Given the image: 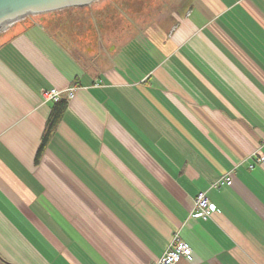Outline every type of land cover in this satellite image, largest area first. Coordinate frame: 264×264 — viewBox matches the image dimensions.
I'll return each instance as SVG.
<instances>
[{"label": "crops", "instance_id": "obj_1", "mask_svg": "<svg viewBox=\"0 0 264 264\" xmlns=\"http://www.w3.org/2000/svg\"><path fill=\"white\" fill-rule=\"evenodd\" d=\"M178 15L86 60L43 24L0 32V264H157L174 235L177 264H264V0Z\"/></svg>", "mask_w": 264, "mask_h": 264}, {"label": "rangeland", "instance_id": "obj_2", "mask_svg": "<svg viewBox=\"0 0 264 264\" xmlns=\"http://www.w3.org/2000/svg\"><path fill=\"white\" fill-rule=\"evenodd\" d=\"M187 2L188 0H97L89 6L29 16L25 20L43 24L44 28L57 32L59 41L67 49L81 53L83 60H86L95 46L99 49L102 44L106 49L112 43L122 49L132 45L130 40L140 31H169L173 19L179 16Z\"/></svg>", "mask_w": 264, "mask_h": 264}, {"label": "built area", "instance_id": "obj_3", "mask_svg": "<svg viewBox=\"0 0 264 264\" xmlns=\"http://www.w3.org/2000/svg\"><path fill=\"white\" fill-rule=\"evenodd\" d=\"M67 94L69 97L72 96L71 91L68 90ZM62 92L57 89L45 90L42 92V99L45 103L58 102L61 99ZM260 162L264 159L260 158ZM233 183V172L227 173L217 182L211 185V188H218L221 185L231 186ZM216 207L211 202L207 191H199L194 199L193 209L191 216L195 218L208 219L214 213ZM192 259L191 248L177 235H174L169 246L162 257L159 259L157 264H177L181 260L190 261Z\"/></svg>", "mask_w": 264, "mask_h": 264}, {"label": "water", "instance_id": "obj_4", "mask_svg": "<svg viewBox=\"0 0 264 264\" xmlns=\"http://www.w3.org/2000/svg\"><path fill=\"white\" fill-rule=\"evenodd\" d=\"M95 1L97 0H0V32L29 16L89 6Z\"/></svg>", "mask_w": 264, "mask_h": 264}, {"label": "trees", "instance_id": "obj_5", "mask_svg": "<svg viewBox=\"0 0 264 264\" xmlns=\"http://www.w3.org/2000/svg\"><path fill=\"white\" fill-rule=\"evenodd\" d=\"M54 103L55 104L52 108V112H51L50 117L48 119L47 127H46V130H45L43 138H42V144H41V147H40L39 152L37 154V159L40 158V155L42 154L44 147L46 146L49 139L53 135L54 128H55L57 122L60 120L63 112L66 109L67 104H66L65 100H60V101L54 102Z\"/></svg>", "mask_w": 264, "mask_h": 264}, {"label": "flooded vegetation", "instance_id": "obj_6", "mask_svg": "<svg viewBox=\"0 0 264 264\" xmlns=\"http://www.w3.org/2000/svg\"><path fill=\"white\" fill-rule=\"evenodd\" d=\"M65 9H70V8H65ZM62 10H64V9H62ZM36 16H37V15H36ZM26 18H27V17H26ZM26 18H25V19H26ZM25 19H24V20H25ZM24 20H23V21H24Z\"/></svg>", "mask_w": 264, "mask_h": 264}]
</instances>
